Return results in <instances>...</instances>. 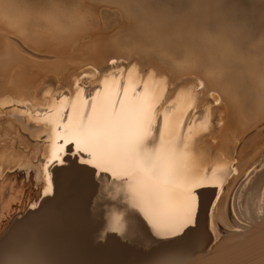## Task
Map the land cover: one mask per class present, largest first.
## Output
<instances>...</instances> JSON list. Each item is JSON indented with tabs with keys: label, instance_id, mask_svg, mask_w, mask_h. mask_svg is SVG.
<instances>
[{
	"label": "snow or ice",
	"instance_id": "6c2138e0",
	"mask_svg": "<svg viewBox=\"0 0 264 264\" xmlns=\"http://www.w3.org/2000/svg\"><path fill=\"white\" fill-rule=\"evenodd\" d=\"M191 5L193 10H199L201 5L219 10L221 0H191ZM106 6L115 9L113 5ZM254 7L259 13L258 21L217 16V30L209 35L223 42V50L221 59L209 66H198L190 56L177 61L174 68L157 64L141 66L120 51L116 54L119 58L106 59L104 65L89 63L94 83L88 82L89 74L83 71L73 78L68 88L45 92V96L59 101L62 110L49 131L43 130L41 105L35 99H25L23 95L8 99L11 114L27 118L21 131L36 147L27 161L21 160L15 167L3 171L23 172L37 188L41 204L57 199L67 202L79 256L72 264H159L152 258L133 259L130 253L140 249L147 257L160 242L184 241L190 247L199 241L217 242L225 231H241L230 217L217 219L215 212L223 200L224 189L242 170L249 173L246 187L257 175L264 177V153L243 163L238 147L241 140L235 139L236 153L230 154V145L220 157L228 161L226 172L222 168L211 169V180L185 177L182 190L175 195L168 188L175 179L174 160L178 152L168 138L170 112L175 111V106L166 93L169 87L179 89L188 99V111L183 116L197 119L201 111L200 97L208 96L212 105H221L220 96L224 93L218 92L217 87L222 86L227 75L247 66L260 81L259 101H254L253 110L264 124V0H258ZM59 15L42 10L39 20L54 27L38 33L39 39L20 37L33 54L47 48L51 50L49 57L55 58L41 61L22 56L34 70L59 73L58 63L62 58L55 50L73 46L78 39L76 33L87 25L89 13L81 6L74 10L67 24L59 21ZM26 22L17 18L0 25L15 31ZM257 24L259 37L253 39ZM127 27L132 30L135 25L129 23ZM226 33H232L235 41L225 40ZM248 41H252L251 45ZM116 48H121L119 41ZM122 51L129 49L125 47ZM110 69L140 74L141 80L131 84V77L128 81L121 78L113 94ZM153 77H159L166 85L155 100L151 99L144 82V78ZM21 103L25 105L23 111L11 108ZM169 104L171 108L166 107ZM3 115L0 111V118ZM177 123L192 127L186 119ZM225 123L221 114L210 124L206 121L202 125L203 133L222 131ZM33 125L40 126L38 134L29 133ZM40 206L35 201L31 205L32 208ZM187 247L176 255L184 256ZM7 264L14 262L9 260ZM173 264H186V261L177 259Z\"/></svg>",
	"mask_w": 264,
	"mask_h": 264
},
{
	"label": "rangeland",
	"instance_id": "374dc122",
	"mask_svg": "<svg viewBox=\"0 0 264 264\" xmlns=\"http://www.w3.org/2000/svg\"><path fill=\"white\" fill-rule=\"evenodd\" d=\"M75 1L89 13L88 19L92 26H89V29L85 31H78L76 33L78 39L74 41L72 47L55 50L62 58L58 63V68L60 69L58 74L47 72L43 69L34 70L22 56H28L33 60L41 61L46 59L54 60L55 58L49 57L48 53L51 50L47 48L33 54L31 49L26 46L25 41L20 38L27 36L29 39H39L38 33L50 30L54 26L49 25L45 21H40L39 18L28 17L23 14L16 17L8 9L0 8V23L7 24L10 20L17 18L27 20L21 29L15 31L7 25H0V60H2L6 51L9 52L11 49L16 51L14 59H11L7 55L4 57V60L6 58V62L9 64L7 65L9 66V70L2 72V68H0V111L4 113L3 117L0 118V161H2L0 163V183L3 180L2 173H4V179L8 176L5 181L6 185L14 180L15 172H5L2 170L3 165L7 166V164H11L17 159L13 154H25V150L32 151L36 147L34 144H28L27 137H20L19 132L21 128L15 118H21L20 122L24 118L11 114V111L7 107L9 98L18 99L23 95L25 99H35L38 104L44 103L48 98L45 96V92L51 90L55 93L63 88H68L73 78L77 74L82 75L83 71L88 72V74L93 73L92 76L87 77V80L90 83H94L95 76L93 69L88 68L87 65L89 63L92 65H104L106 59L119 58L116 57L118 51L126 57L133 58V62H137L141 66L157 64L174 68L176 62L183 60L186 56H190L198 66H209L213 61L221 59L223 50V42L213 39L209 35L217 30V16L223 14L236 20L247 19L249 21H258L259 16L258 10L254 7L258 2L244 11L236 9L235 5L238 0H221V8L219 10L208 8L206 5H201L199 10H193L191 0L180 2L179 0ZM88 5H91V7H88ZM106 5H113L115 9ZM129 23L134 24L135 28L130 30L127 27ZM258 37L259 29L257 24L253 39H257ZM121 39L128 40V45L121 46L120 50H118L116 48V41H120ZM225 40L235 41V37L232 33H226ZM248 43L251 45L252 41H248ZM104 46L111 48L112 52L110 56L107 55L102 60H94L92 52L96 49L101 50ZM125 47L129 51H122ZM115 70L118 69H110V72H114ZM154 79L160 78L154 77ZM58 83L59 88L57 87ZM258 87L259 89L261 87L258 76L254 75L252 69L249 67L241 66L240 71L227 75L222 81V86L217 87L218 92L224 93L220 96L222 100L221 105H212L208 96L200 97L199 107L201 111L197 119L191 117L189 122L192 127H196L199 124L204 125L206 121L210 124L213 118H218L221 114H223L226 121L222 131L217 130L208 135L202 132L199 136H194V134H190L192 129L190 130L189 128L186 132L182 133L184 141L191 140L194 142V150H196V153L205 163L208 170L212 169L215 163L221 160L220 157L223 153L229 150H227V145H232L230 154L236 153L237 146L233 143L235 139L241 140L238 146L239 150L245 143H255V148L263 144L261 150H264V124L260 123L257 116L250 120L239 119L235 115L226 118V106L229 105L231 107L232 100L230 96L233 97V95L241 99V104L237 103L238 107L246 109L244 108L246 105L247 111L252 116L254 112L253 103L254 101L256 103L259 101L260 93L256 91V89L259 90ZM169 89L172 92L180 91L179 89H171L170 87ZM4 101L5 104L2 103ZM171 101L175 103L173 99ZM35 106L29 105V107L33 108ZM171 106L169 104L166 107L171 108ZM47 107L41 106L44 110ZM11 108L19 112L25 109V105L22 103L13 104ZM10 116L15 118L13 119L12 117L10 119ZM254 125L255 127H253ZM250 128L252 129L251 131H249ZM21 133L24 134L22 131ZM14 141L15 143H13ZM3 146H5L4 149H2ZM9 149H14V152H10L11 150ZM254 149L250 153L245 154V156H242V158L246 159V156L251 157V159L254 158L252 156ZM5 150L11 153L10 156L2 155V151ZM248 175L249 173L245 171L242 177L239 176L237 178L236 182H238L234 183L231 194L236 193L238 188H240L239 186L244 183L242 181L246 180L245 183L247 182L246 178ZM261 200L264 201V198ZM231 207L232 196H229L226 207L229 213H231ZM216 210H218V207ZM5 212L2 214L3 218H5L4 220L2 218V224L5 223L6 225L9 217L6 216L8 215L7 211ZM230 218L233 225H235L237 221L234 222L232 215H230ZM10 219L12 220L13 218ZM21 219L22 215L14 218L11 223L13 224L16 220ZM219 219L224 220V217H220ZM241 224L246 225L243 222ZM138 250L134 251L143 253L140 249Z\"/></svg>",
	"mask_w": 264,
	"mask_h": 264
},
{
	"label": "bare ground",
	"instance_id": "6f19581e",
	"mask_svg": "<svg viewBox=\"0 0 264 264\" xmlns=\"http://www.w3.org/2000/svg\"><path fill=\"white\" fill-rule=\"evenodd\" d=\"M257 2L258 0H238L235 7L246 11L248 7ZM79 7L80 5L75 0H0V8L8 9L13 13V16L19 17L18 15L23 14L28 17L39 18L38 14L42 10H51L53 13L60 14L59 21L65 24L69 22L74 10ZM89 26L92 25L88 19L87 25L79 31H85L89 29ZM127 41L121 39L119 42L121 46H127ZM111 52L112 50L109 46H104L101 50H94L92 56L94 60H102L105 56H110ZM6 53L2 58V72L9 70V66H7L9 64L6 62V58L4 60V57L7 55L14 59L16 51L11 49L9 52L6 51ZM131 60L134 61L133 58ZM92 74L88 76H92ZM129 77H131V84H137L141 80L140 74L125 73L122 69L110 72L109 84L113 94L120 79L123 78L128 81ZM101 79H103V76H101ZM144 82L147 84L148 92L153 100L158 98L166 87V85L161 83L160 79H154V77L150 79L144 78ZM256 91L260 93V89H256ZM166 96L175 102V111L170 112V135L168 138L176 145L178 150L174 160L175 179L173 183L168 185V188L178 196L182 190V183L185 177H206L211 180L213 179V173L211 169L208 170L206 168L205 163L194 150V142L182 139V133L186 132L188 127L179 126L177 121L185 119L190 121L191 117L183 116V113L188 111V99L181 91L172 92L170 89H168ZM230 99L232 100L231 107L229 105L226 106V118H230L231 115L244 120L256 117L255 111L251 116L243 102L242 104L245 107L242 106L246 109L238 107V104H241V99L234 95L233 97L230 96ZM2 103L5 104V101ZM40 105L48 106L45 110L43 108L40 109L42 112L40 119L43 130L49 131L59 118L57 113L61 112L62 114L59 101L48 97ZM12 117L10 116V119ZM23 118L22 122H20L21 118H15L20 128L23 123L28 122L26 117ZM45 120L47 123H44ZM39 129L40 126L33 125L29 128V133L38 134ZM191 129L190 134L192 133L194 136H199L203 132L201 124L196 127L193 126ZM19 135H21V138L27 137L28 144H33L28 135L22 134L21 130ZM2 136L5 137L4 135ZM230 145H227V150ZM262 146L263 144H260L255 148V143L243 144L239 150V158L242 162L247 163L251 160V157L246 156V159H244L242 156L250 153L254 148L252 156L258 158L261 153H264V150H261ZM4 148L5 146L2 147V149ZM49 148H51L50 143ZM7 150L2 151L3 156H10L11 153H8ZM9 150L14 152V149ZM30 152V150H25V154H13L17 159L11 164H7V166L3 165L2 170L10 166L15 167L21 160L27 161ZM227 164L228 161L221 159L215 163L212 169L222 168L226 172ZM244 173L245 171L242 170L240 177ZM7 177L4 179V173H2L3 180L0 183V264H7L9 260H12L14 264H72V262L79 259L74 239V227L69 216L67 202L57 199L41 204V201L37 199L39 195L37 188L34 187L33 182L23 172H15L14 180L8 185L5 184ZM237 178L233 177L231 184L224 189L223 200L218 206L215 215L217 219L220 217L227 219L232 215L234 222L237 221L235 226L241 229L240 232L225 231L222 238L217 242L205 244L203 241H199L190 247H187L184 241L160 242L153 246L149 256L146 257L144 252L137 253V251L133 250L130 253L131 258H152L159 261V264H173L177 259L186 261V264H264V201L261 200L264 198V177L257 176V179L248 185L247 188L246 180L242 181L244 183L239 186L240 188L237 187L236 193L231 194V189L234 187ZM228 195L232 196L231 213L226 209L229 201ZM34 201L41 206L32 208L31 205ZM5 211L8 214L6 216L9 217V221L6 219V222H8L6 225L5 223L2 224V214L3 212L6 213ZM20 215H22V219L16 220L12 224L11 222H13L14 218ZM10 218L13 219L11 220ZM242 222L246 223V225L241 224ZM9 227L11 229L8 230L7 228ZM186 247V254L178 257L176 255L177 252Z\"/></svg>",
	"mask_w": 264,
	"mask_h": 264
}]
</instances>
